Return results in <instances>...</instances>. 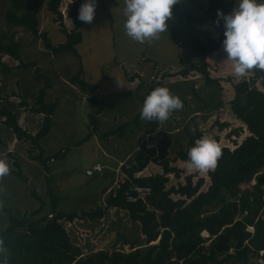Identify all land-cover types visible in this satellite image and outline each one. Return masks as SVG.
<instances>
[{"label":"rangeland","instance_id":"1","mask_svg":"<svg viewBox=\"0 0 264 264\" xmlns=\"http://www.w3.org/2000/svg\"><path fill=\"white\" fill-rule=\"evenodd\" d=\"M70 2L61 0L59 6L66 28L73 26L72 20L67 17ZM85 2L82 0V4ZM97 4L94 21L91 24L83 22L81 26L83 39L77 46L81 58L73 54L53 55L45 50L40 39L34 38L26 29H10L14 38L21 41L19 54L23 61L35 62L40 72L50 77L52 86L47 91L45 102H55L56 107L51 115L48 134L38 142L44 150V157L53 155L52 160L46 162L45 169L38 160L29 156V149L38 154V144L17 141L0 117V159L5 160L10 169L21 173V177L10 173L0 180V232L8 220L1 206L11 208L17 216L29 215L38 208H41L40 215L47 214L51 211L50 193L57 199V211L80 214L103 206V190L113 180L121 179L118 170L111 174V169L119 160L130 163L136 155H147L156 162L164 146L170 145L169 153L173 154L178 145H185L187 133L195 129L201 130L203 137L214 139L220 147L230 149L249 134L248 124L238 119L228 104L230 83L225 78L236 77L233 65L226 61L223 44L210 58L209 71L213 77L221 78V91L215 85H204L198 74L183 78L176 73L181 65L197 60L196 53L190 48L192 40L207 38L205 32L208 31L215 36L218 34L216 21L208 19L204 13L206 0H180L177 10L173 9L172 19L168 21V31L160 34V39L151 44L134 42L125 35L124 0H97ZM6 7V0H0V33L5 29L3 13ZM54 18L55 15L48 12L46 4H43L39 11L40 30L47 31L56 45L64 41V36ZM3 59L9 60L6 56ZM34 71L35 67L31 65L9 72L0 71V109L7 106L15 112H23L19 110L22 99L28 102L29 108L34 105L38 89L46 84L44 76L38 77ZM78 71L81 79L96 85L95 97L102 100V110L96 116L94 131L89 125V114L98 108V104L87 101V94L69 81ZM116 79L123 87L118 86ZM183 79L186 81L182 82ZM151 86L154 89L168 88L182 100L183 109L173 112L166 122L159 123L162 132L156 129L158 133L145 138L142 135L149 126L144 120L128 124L123 132H115L118 126L132 120L142 109L144 98L154 90H150ZM255 87L264 92L260 81ZM219 100L222 104L216 106ZM240 103L237 108H243L244 114L255 122L257 128L264 126L262 112L255 114L250 109L253 104L244 100ZM29 108L24 109L22 121L25 124H22L27 125L29 132L36 124L35 133L41 126L42 117L30 112ZM187 111L190 113L187 114ZM222 122L227 125L220 130L219 123ZM238 128H241L239 136H227ZM60 150L62 154H57ZM154 161L149 163L142 175L160 169ZM186 162L177 160L175 163L184 169L182 177L191 174L194 176L192 181L204 178L200 189L204 191L209 184L207 173L188 171ZM95 163L103 166L104 173L85 175V170ZM180 181L183 182V178ZM176 182L170 174L168 185ZM172 196L178 198V195ZM111 215V231L107 229L109 226H105V220L95 222L80 218L74 220L72 227L66 228L84 252L103 244L105 249L113 245L119 247L124 239L138 241L142 238L138 225L128 220L125 211H111ZM228 252L231 253L232 249Z\"/></svg>","mask_w":264,"mask_h":264},{"label":"trees","instance_id":"2","mask_svg":"<svg viewBox=\"0 0 264 264\" xmlns=\"http://www.w3.org/2000/svg\"><path fill=\"white\" fill-rule=\"evenodd\" d=\"M60 1L6 0L7 7L3 13L5 29L0 33V71L9 72L31 65L35 67L36 75L44 76L46 82L38 89L32 107L29 108L30 105L23 99L20 102L30 112L43 115L41 126L34 134L18 123L15 111L7 106L0 109L3 125L11 130L17 141H30L37 145L39 140L46 137L56 103L45 102L47 91L52 86L50 77L42 74L35 62L23 61L19 54L21 41L14 38L10 29H26L34 38L40 39L45 50L53 55L73 54L81 58L77 46L83 39V22L78 19L82 0H71L68 4L67 17L72 20L71 28L63 24ZM262 2L264 0H258V3ZM237 3L238 0H206L204 13L208 19L216 21L218 11L230 14ZM43 4H46L48 12L55 15L54 22L59 23V31L64 36V41L56 45L47 31L40 30L39 11ZM177 7L178 4L173 9L177 10ZM224 31L221 20L217 36L208 31L205 32L207 38L192 40L190 48L196 53L197 60L181 65L177 75L185 78L190 74H198L204 85H215L221 91V78L213 77L209 71L210 58L225 39ZM3 56L9 60L3 59ZM79 73H75L69 81L87 94V101L98 104V108L89 114V125L94 131L97 127L96 116L102 110V100L95 97L97 87L81 79ZM225 80L230 83V109L238 119L248 124L249 134L232 149L221 147L223 155L217 169L207 173L209 184L204 191L200 190L204 178L198 177L192 181L194 176L191 174L182 177L184 169L175 164L177 160L186 162L188 150L203 137V132L195 129L187 133L185 145H178L173 154L169 153L170 145L164 146L156 162L150 156L136 155L129 164L122 163L119 167L121 179L116 182V187L105 195L103 206H97L90 212L77 214L57 211V199L52 193L49 195L51 211L47 214L40 215L41 208H38L29 215L17 216L11 208L1 206L8 220L0 232V241L3 242L0 264H260L257 260L264 259V126L257 128L255 122L244 114V109L237 107L243 100L253 104L250 109L255 114L262 112L261 121L264 123V92L255 87L258 81L264 85V71L254 69L246 78L228 76ZM153 89L154 86H151L150 90ZM221 104L219 100L216 106ZM140 114L141 110L132 120L123 122L114 131L123 132L128 124L140 122ZM159 123L146 121L149 128L143 135L155 131ZM226 125V122L219 123V129L222 130ZM240 132L241 128H238L227 136H239ZM38 150L36 155L34 149H29L30 159L38 160L46 168V162L53 155L44 157L40 143ZM60 153L62 151L57 154ZM152 160L160 170L142 175L141 172ZM14 164L18 165L17 161ZM10 173L21 177L19 170L11 169ZM170 174L176 179L175 184L168 185ZM134 185L150 187V194L145 199L128 202L126 195L132 193ZM173 194L178 195V198H174ZM111 210L113 213L125 211L128 220L138 225L142 238L138 241L124 239L119 247L113 245L105 249L101 246L84 252L74 242L66 226L72 227L78 218L95 222L104 220ZM246 225L253 226V233L245 230ZM203 230L207 231L209 237L201 236ZM225 236L227 239L222 244L225 249L219 251L216 243ZM156 240L157 243L151 244ZM230 248L231 253L228 252Z\"/></svg>","mask_w":264,"mask_h":264},{"label":"clouds","instance_id":"3","mask_svg":"<svg viewBox=\"0 0 264 264\" xmlns=\"http://www.w3.org/2000/svg\"><path fill=\"white\" fill-rule=\"evenodd\" d=\"M179 2L180 0H124L125 35L140 44H151L160 39V34L168 31V21L172 19L173 8ZM97 7V0H86L81 5L78 19L91 24ZM217 17V27L223 21V49L227 53L226 61L233 65L234 76L243 79L251 70L264 71V3H258V0H238L230 14L225 15L223 11H218ZM117 82L119 87H123L119 80ZM183 106L182 100L168 88L157 87L145 98L140 118L148 122L163 123L173 112L182 110ZM222 155L220 145L205 136L198 139L195 146L188 150L187 169L200 173L214 172ZM10 171L8 163L0 159V180L10 175ZM248 227L252 230H248ZM245 230L253 233L254 228L246 225ZM2 243L0 241V245ZM0 251L3 249L0 248Z\"/></svg>","mask_w":264,"mask_h":264},{"label":"crops","instance_id":"4","mask_svg":"<svg viewBox=\"0 0 264 264\" xmlns=\"http://www.w3.org/2000/svg\"><path fill=\"white\" fill-rule=\"evenodd\" d=\"M96 86V85H95ZM51 88V87H50ZM18 109V108H17ZM24 109H26L25 107H19V110H21V111H23L24 113H25V111H24ZM23 112H16V114L18 115V123L24 128V129H26L27 131L29 130L28 128H27V125H23L22 124V119H23ZM197 113V112H196ZM37 115V114H36ZM40 117H42V119H43V115L42 114H38ZM188 117H191V115H187ZM24 119H26V118H24ZM27 119H29V117H27ZM24 123V122H23ZM25 124V123H24ZM161 124H159V126H160ZM159 126H158V128L157 129H159ZM32 129V130H31ZM30 129V132L32 133V134H34V131H35V129H36V124H34V126L32 127ZM160 130V132H162L163 130H161V129H159ZM29 132V131H28ZM154 132H156V130L155 131H153L152 133H154ZM152 133H150V134H152ZM156 133H158V132H156ZM150 134H147V135H150ZM147 135H142V138H145V137H147ZM13 143H15V142H12V144ZM60 151H62V150H60ZM60 154H62V153H60ZM134 159V158H133ZM52 160V159H51ZM124 160H119L118 161V163L115 165V166H113V168L111 169V174L113 175V171H116V170H118L119 172V175L121 174L120 173V165L122 164V163H126V164H129L128 163V161L127 162H123ZM152 161H150L149 163H151ZM148 166H149V164L147 165V167L146 168H148ZM44 168V167H43ZM45 169V168H44ZM159 169V168H158ZM160 170V169H159ZM159 170H157L156 172H158ZM144 171V170H143ZM143 171L141 172V173H143ZM100 173H104V168H103V170H102V172H100ZM100 173H97V174H100ZM95 174V173H94ZM93 174V175H94ZM117 181H119V180H117ZM116 180L114 181H112V183H111V185L109 186V187H107L106 189H104L103 190V193H102V197L104 196V195H106L112 188H115L116 187V185H117V182ZM252 182V184L254 183V180H252L251 181ZM102 197H101V199H102ZM263 199H264V197H263ZM102 202H103V204H104V198L102 199ZM101 206V205H100ZM112 211V210H111ZM111 211L110 212H108L107 213V215H106V217H105V226H109L110 227V225L113 223V220H112V215H111ZM113 212V211H112ZM107 228L108 229V231H111V227L110 228ZM158 242V240H156V241H154V242H151V244L152 243H157ZM102 246H104V244L102 245ZM101 247V246H100ZM99 247V248H100Z\"/></svg>","mask_w":264,"mask_h":264},{"label":"built area","instance_id":"5","mask_svg":"<svg viewBox=\"0 0 264 264\" xmlns=\"http://www.w3.org/2000/svg\"><path fill=\"white\" fill-rule=\"evenodd\" d=\"M103 170V166L100 165L99 163H95L94 165L91 166V168H88L85 170V175L87 176H92L94 173H100ZM150 187L148 186H141V185H134L132 188V193H128L126 195V200L128 202H136L139 199H145L149 194H150ZM252 228L248 227V230ZM202 236H207L208 234L206 231H202L201 233ZM262 254V252H261ZM260 264H264V259L259 258L257 260Z\"/></svg>","mask_w":264,"mask_h":264},{"label":"water","instance_id":"6","mask_svg":"<svg viewBox=\"0 0 264 264\" xmlns=\"http://www.w3.org/2000/svg\"><path fill=\"white\" fill-rule=\"evenodd\" d=\"M226 240V237H223V238H221V239H219L218 241H217V243H216V245H217V250H219V251H221V250H224L225 249V247L224 246H222V244H223V242ZM238 240V239H237ZM238 242V241H237Z\"/></svg>","mask_w":264,"mask_h":264},{"label":"flooded vegetation","instance_id":"7","mask_svg":"<svg viewBox=\"0 0 264 264\" xmlns=\"http://www.w3.org/2000/svg\"><path fill=\"white\" fill-rule=\"evenodd\" d=\"M226 237V236H225ZM223 238V237H222ZM226 239H227V237H226Z\"/></svg>","mask_w":264,"mask_h":264}]
</instances>
